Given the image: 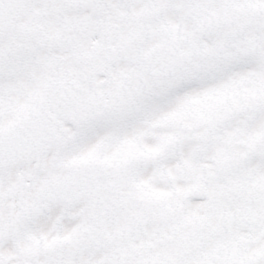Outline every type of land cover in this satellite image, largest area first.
<instances>
[{
	"label": "snow or ice",
	"instance_id": "1",
	"mask_svg": "<svg viewBox=\"0 0 264 264\" xmlns=\"http://www.w3.org/2000/svg\"><path fill=\"white\" fill-rule=\"evenodd\" d=\"M0 264H264V0H0Z\"/></svg>",
	"mask_w": 264,
	"mask_h": 264
}]
</instances>
